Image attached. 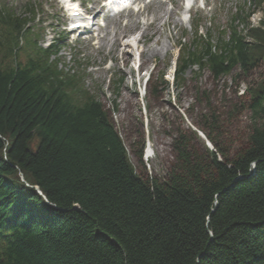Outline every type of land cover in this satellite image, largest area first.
Returning <instances> with one entry per match:
<instances>
[{"label": "trees", "instance_id": "trees-1", "mask_svg": "<svg viewBox=\"0 0 264 264\" xmlns=\"http://www.w3.org/2000/svg\"><path fill=\"white\" fill-rule=\"evenodd\" d=\"M247 7L217 43L195 31L176 87L191 66L217 80L264 63V20L249 28ZM37 10L0 3V264H264V76L237 101L206 96L198 126L215 150L178 130L167 175H148L98 91L41 45ZM167 86L162 73L153 93ZM144 149L133 144L140 161Z\"/></svg>", "mask_w": 264, "mask_h": 264}, {"label": "rangeland", "instance_id": "rangeland-1", "mask_svg": "<svg viewBox=\"0 0 264 264\" xmlns=\"http://www.w3.org/2000/svg\"><path fill=\"white\" fill-rule=\"evenodd\" d=\"M82 1L85 5V0ZM7 2L17 14L22 13L27 3H35L50 15L45 23L43 45H48L54 37L62 38L63 44L59 52L62 62L60 67L65 72H80L84 75L85 86L98 91L101 101L111 113L115 127L127 146L131 162L138 172L145 171L148 175L157 177L167 175L175 160L173 140L178 130L196 133L198 136L195 141L199 148L207 146L215 150L205 132L198 126L203 115L209 112L208 99L210 98L211 103L216 106L220 105L225 97L227 101L230 99L237 101L240 95H245L247 89L256 86L264 76V63L247 73L237 65L230 74L217 80L208 68L191 66L186 71L184 84L178 87L174 85L175 66L180 48L193 39L191 20L200 24L203 38L207 33H212V41L217 43L219 30L224 29L228 35L231 33V17L234 13H239L238 6L244 3L251 15L248 20L249 28L261 27L264 20V1L257 5L250 0H207L209 6L203 9L201 1L194 0L192 10L187 13H184L182 0L162 2L166 11L173 12L171 23L165 24L167 18L165 13L161 12L163 18L158 21V26L154 30L148 23L153 19V11L159 9V0L149 3L146 0L141 4L146 5L145 13L136 15L140 23L135 27L131 26L134 18L127 16L128 11L119 17L120 26L125 28L126 33L121 35L120 44L114 51L110 50L109 45L100 48L99 38L79 37L76 40V35L67 30L69 21L58 0H7ZM94 2L91 0L90 6ZM98 19L97 26L101 34L115 32L116 26L113 21L107 23V18ZM239 29L245 34L248 32V29H243V24L239 25ZM226 38L228 39L227 35ZM132 39L136 40V46L127 45ZM248 41L253 42V39L249 37ZM145 49L148 51V60L142 53ZM125 53L130 54L127 61L124 58ZM162 73L168 86L165 90L160 87L163 91L156 95L153 93L154 85ZM120 76L123 80L116 89L114 81ZM207 95L210 97L206 98ZM128 97H132L131 103H128ZM240 119L244 126L248 114H244ZM142 140L145 141V149L140 161L132 147L134 143ZM149 146L152 150L148 152Z\"/></svg>", "mask_w": 264, "mask_h": 264}, {"label": "bare ground", "instance_id": "bare-ground-1", "mask_svg": "<svg viewBox=\"0 0 264 264\" xmlns=\"http://www.w3.org/2000/svg\"><path fill=\"white\" fill-rule=\"evenodd\" d=\"M158 8L159 9H155L153 11V19L148 23L149 27H153L154 30H156V28L158 26V21H160L163 18V15H161V12H164L165 15H166L167 20H166L165 24H170L171 23V18H172V15H173V12H168V11L165 10V8H166L165 7V4H163L161 2L158 3ZM102 12H103L102 8L97 9L95 11L96 17H98ZM144 12H145V10H142V9H140L139 11H137V13H144ZM119 13H121V14L117 15L118 17H115V18L113 16L110 17V21H113V23L116 26L115 27L116 29H115V32H113V34L111 32H108V30H107L108 33L105 36H102L100 38V40H101L100 48H104L107 45H109L110 50L111 51H114L119 46L120 39H121L120 38L121 35H124L126 33L125 28H122L120 26V18H119V17H122L124 14L122 12H119ZM128 13H129V16H131L132 18H134L131 21V26L135 27L137 25V23L138 24L140 23V21L138 19V16H136L137 13H135L134 11L133 12H130L129 11ZM175 24H177V23H175ZM92 30H93L92 32H94L95 30H97V28H95V27L92 26ZM136 43H137L136 40L135 39H132L130 42H128L127 45L128 46H134V45L136 46ZM142 53H143V55H145L146 59L148 60V56L149 55H148L147 49L143 50ZM129 57H130V54H128V53H125L124 54V58H125L126 61L128 60ZM127 101H128V103H131L132 102V97H128L127 98ZM150 150H152L151 146H149L148 152Z\"/></svg>", "mask_w": 264, "mask_h": 264}, {"label": "water", "instance_id": "water-1", "mask_svg": "<svg viewBox=\"0 0 264 264\" xmlns=\"http://www.w3.org/2000/svg\"><path fill=\"white\" fill-rule=\"evenodd\" d=\"M38 192H39L40 194H42V192L40 191V189H38Z\"/></svg>", "mask_w": 264, "mask_h": 264}]
</instances>
